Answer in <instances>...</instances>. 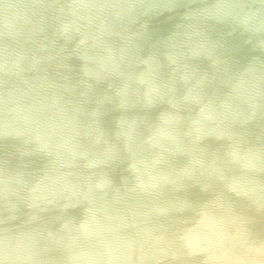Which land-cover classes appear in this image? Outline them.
Segmentation results:
<instances>
[{"label":"clouds","instance_id":"clouds-1","mask_svg":"<svg viewBox=\"0 0 264 264\" xmlns=\"http://www.w3.org/2000/svg\"><path fill=\"white\" fill-rule=\"evenodd\" d=\"M242 204L264 0H0V264H264Z\"/></svg>","mask_w":264,"mask_h":264},{"label":"water","instance_id":"water-1","mask_svg":"<svg viewBox=\"0 0 264 264\" xmlns=\"http://www.w3.org/2000/svg\"><path fill=\"white\" fill-rule=\"evenodd\" d=\"M233 55H237L233 53ZM253 131H257L254 125L249 126ZM238 211H242L250 220L249 227L257 233L264 234V211L256 212L253 207L243 205L238 208Z\"/></svg>","mask_w":264,"mask_h":264}]
</instances>
